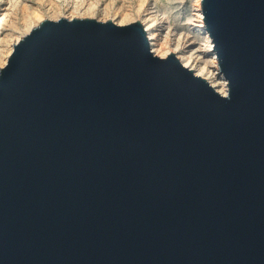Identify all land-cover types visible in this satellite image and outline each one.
<instances>
[{"label": "water", "instance_id": "1", "mask_svg": "<svg viewBox=\"0 0 264 264\" xmlns=\"http://www.w3.org/2000/svg\"><path fill=\"white\" fill-rule=\"evenodd\" d=\"M223 96L141 22L46 19L0 72V264H264V0H202Z\"/></svg>", "mask_w": 264, "mask_h": 264}, {"label": "bare ground", "instance_id": "2", "mask_svg": "<svg viewBox=\"0 0 264 264\" xmlns=\"http://www.w3.org/2000/svg\"><path fill=\"white\" fill-rule=\"evenodd\" d=\"M34 1L40 4L39 6L50 4L51 7L49 8L48 11L53 12L55 16L52 17H55L58 20L59 18L60 19L67 18L69 20L76 18L95 19L97 13L101 12L104 15L103 17H105V20L103 19L104 22L113 21L114 23L120 26L127 25L129 23H133L136 21H140L142 14L148 11V9H146L148 3L147 0H34ZM199 2H202V0H199ZM21 3L22 0H0V7L2 8V12L0 14L1 16L0 17V62H1L0 72L6 66L10 55L14 51V46L22 39L21 37L22 35L20 34H24L26 36L33 28L38 26L42 21L46 19L43 15L44 12L42 11L43 6L42 7L36 6L38 7L37 9L30 10L26 5L25 6L23 5L24 6L23 11L25 14L24 17L22 16L23 22L21 24H16L14 22L15 24L13 23V27L11 28L12 32L11 31L3 32L2 28L5 20L9 17L10 14L15 15L14 14L16 13L15 11L17 10L18 6ZM102 3H105V7L103 9H102ZM133 3L135 4L134 7H133ZM163 6L161 7L163 8ZM166 8H164V10H166ZM170 9H172V7ZM65 11L70 12L69 15L67 13L68 17H64L66 16V14L63 16V13ZM154 11H156V9ZM154 14H156V12H151V13L147 12V14L142 17V19H144L143 26L148 34L150 46L154 54L161 58H166L170 54H175L185 67L193 70L197 76L206 79L218 92H220L223 96H226L228 94V87H227L228 81L224 77L223 73L219 68L218 59L216 53L214 52L213 41L205 29L203 13L202 12L198 13L197 18L198 21L201 23V25L198 28H196V30L194 31L193 33L194 37H190L189 40L190 45L186 47V45L189 43L188 41H187L188 43L185 42L186 38L174 33L175 38L173 37L174 43H172L173 46L171 45L172 48L169 45V43L171 42V41L169 42V39L171 37V30H168L169 25H167L168 27L166 26L167 24L166 21L170 17L165 18L164 16H161L163 18L159 19L157 16L158 14L157 15ZM33 19H36V21H34ZM158 28L159 29L168 28L166 38L164 37L165 38L164 43H161L158 39V35H157V33L159 32V31L157 32ZM15 33L19 35L16 36L17 37L16 39H14ZM187 37H189V34ZM198 37L201 38L199 40L201 41L202 47L200 46V51L195 52L193 48L195 47L197 41L196 42L193 41L195 39L198 40ZM190 47L192 48V51L189 50L187 51V48ZM197 52H199L200 55L207 54L208 57L209 56L211 57L208 60V62H203L202 61L203 59L198 58V56L196 55Z\"/></svg>", "mask_w": 264, "mask_h": 264}, {"label": "rangeland", "instance_id": "3", "mask_svg": "<svg viewBox=\"0 0 264 264\" xmlns=\"http://www.w3.org/2000/svg\"><path fill=\"white\" fill-rule=\"evenodd\" d=\"M148 3H147V6H146V9H148V11H146L145 13L147 14L148 13H151V12H156V14L154 15H157L159 19H162L163 17L161 16H164L165 18H169L166 22V26L169 25V29L168 28H162V29H157V35H158V39L161 43H164L165 41V38H166V35H167V29L168 30H171V37L169 39V45L170 47L172 48L173 44V40L175 38L174 36V33H176L177 35L179 36H183L185 37V42H189L190 40V37H194L193 33L194 31L196 30V28H198L201 23L198 21V13L202 12V7H201V2H199V0H147ZM166 1V2H165ZM170 2V3H169ZM173 2V3H172ZM25 3V4H24ZM30 3V4H29ZM162 3V4H161ZM165 3V4H163ZM172 4V5H171ZM26 5L30 10H35L37 9L38 7L36 6H39L40 4H38L36 1L34 0H22V3L18 6L17 10L15 11L16 13H14L15 15H12L10 14L9 17L5 20L4 22V25H3V32H12V27H13V23L15 22L16 24H21L23 21V17H24V11H23V7ZM164 5V6H163ZM43 6V7H42ZM42 6H39V7H42V11L44 12L43 15L44 17L47 19L50 18V20H58L57 18L55 17H52V16H55L53 12H50L48 11L49 8L51 7L50 4H46V5H42ZM135 6V4L133 3V7ZM153 6V7H152ZM163 6V8L161 7ZM167 8H166V7ZM172 9H170L171 7ZM105 7V3H102V9ZM47 8V9H46ZM164 8H166V10H164ZM156 9V11H154ZM161 9V11H160ZM171 11V12H168L167 11ZM170 9V10H169ZM153 10V11H152ZM20 11V12H19ZM160 11V12H159ZM165 11V12H164ZM2 12V8L0 7V14ZM167 12V13H166ZM69 15V11H65L63 13V16L66 14V16L64 17H68ZM145 13L142 14V17L144 15H146ZM165 13V14H164ZM169 13V15H168ZM160 14V15H159ZM18 15V16H17ZM167 17H166V16ZM23 16V17H22ZM104 15L101 13V12H98L97 15H96V20L98 21H102L104 22L105 20V17H103ZM1 17V16H0ZM140 19V21H136V22H141L143 24V20L144 19ZM21 18V19H20ZM20 19V20H19ZM45 19V20H46ZM60 19V18H59ZM104 19V20H103ZM34 21H36V19H33ZM142 20V21H141ZM20 21V22H19ZM18 22V23H17ZM14 23V24H15ZM135 23V22H133ZM129 24H132V23H129ZM128 25V24H127ZM144 25V24H143ZM168 27V26H167ZM172 27V28H171ZM24 29V28H23ZM18 33V32H17ZM17 33H15V37L14 39H16L17 37L16 36H19ZM17 34V35H16ZM20 34V32H19ZM173 34V35H172ZM189 34V37H187ZM22 35L21 37L23 38L25 35L24 34H20ZM165 37V38H164ZM174 37V38H173ZM164 39V40H163ZM172 39V40H171ZM201 38L198 37V40H194L193 42H196L195 44V47L193 48V50L196 52V51H200V46L202 47V44H201V41L199 40ZM163 40V41H162ZM200 41V42H199ZM159 42V43H160ZM187 42V43H188ZM199 42V43H198ZM172 45V46H171ZM190 45V42L186 45V47H188ZM186 49V48H185ZM192 51V48H187V51ZM196 55L198 56V58L200 59H203L202 61L203 62H208V60L210 59L211 56L208 57L207 54H201L199 52L196 53ZM206 56V57H204ZM206 58V59H205ZM205 59V60H204ZM1 64V62H0ZM1 67V66H0Z\"/></svg>", "mask_w": 264, "mask_h": 264}]
</instances>
